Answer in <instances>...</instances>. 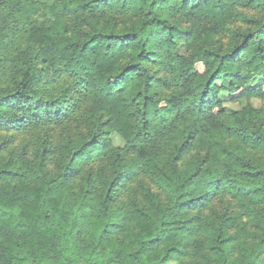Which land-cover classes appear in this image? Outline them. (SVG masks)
Returning a JSON list of instances; mask_svg holds the SVG:
<instances>
[{"label": "trees", "instance_id": "1", "mask_svg": "<svg viewBox=\"0 0 264 264\" xmlns=\"http://www.w3.org/2000/svg\"><path fill=\"white\" fill-rule=\"evenodd\" d=\"M0 264H264V0H0Z\"/></svg>", "mask_w": 264, "mask_h": 264}, {"label": "rangeland", "instance_id": "2", "mask_svg": "<svg viewBox=\"0 0 264 264\" xmlns=\"http://www.w3.org/2000/svg\"><path fill=\"white\" fill-rule=\"evenodd\" d=\"M207 37H208V39L210 41H214L216 39L217 35L215 33H213V32H209L208 35H207ZM202 69H203L202 66H199V70L201 71ZM213 134L215 136H222V135H224L223 131L221 129H219V128H214L213 129ZM94 150H95V152H97L99 154H103L104 152L107 151V148H104V147H101V148L100 147H96V148H94ZM239 230H240L241 237L242 238H245L247 236V233H248V228L245 227V226H241V227H239ZM231 247H232L231 244H227V246H226V248L228 250H230Z\"/></svg>", "mask_w": 264, "mask_h": 264}]
</instances>
